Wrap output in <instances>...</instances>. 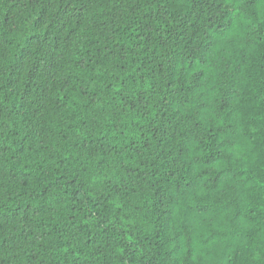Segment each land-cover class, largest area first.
Here are the masks:
<instances>
[{"label": "trees", "instance_id": "trees-1", "mask_svg": "<svg viewBox=\"0 0 264 264\" xmlns=\"http://www.w3.org/2000/svg\"><path fill=\"white\" fill-rule=\"evenodd\" d=\"M0 264H264V0H0Z\"/></svg>", "mask_w": 264, "mask_h": 264}]
</instances>
